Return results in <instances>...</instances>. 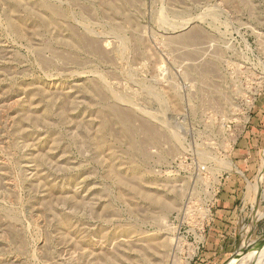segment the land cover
Segmentation results:
<instances>
[{
  "label": "rangeland",
  "instance_id": "obj_1",
  "mask_svg": "<svg viewBox=\"0 0 264 264\" xmlns=\"http://www.w3.org/2000/svg\"><path fill=\"white\" fill-rule=\"evenodd\" d=\"M263 88L264 0H0V264H264L263 193L207 252Z\"/></svg>",
  "mask_w": 264,
  "mask_h": 264
},
{
  "label": "crops",
  "instance_id": "obj_2",
  "mask_svg": "<svg viewBox=\"0 0 264 264\" xmlns=\"http://www.w3.org/2000/svg\"><path fill=\"white\" fill-rule=\"evenodd\" d=\"M263 144L264 88L256 96L254 104L249 109L247 119L231 154L233 168L224 177L218 198L213 205L212 227L209 229L210 232L208 231L210 243L207 244L209 248L207 252L215 255L213 259L219 258L217 254L222 250L221 240H219L221 244L217 243V237L219 238L221 234H228L230 228L240 225L243 222L244 213L251 206L249 205L251 204V199L254 200V204L259 205L261 193L264 194V177L259 183L257 197L250 198L254 195L250 194L249 190H247L250 184L256 182L259 175L262 161L260 147ZM213 245H215L214 248L218 245L219 252L217 251L215 254L211 252L210 248Z\"/></svg>",
  "mask_w": 264,
  "mask_h": 264
},
{
  "label": "bare ground",
  "instance_id": "obj_3",
  "mask_svg": "<svg viewBox=\"0 0 264 264\" xmlns=\"http://www.w3.org/2000/svg\"><path fill=\"white\" fill-rule=\"evenodd\" d=\"M193 35V34H192ZM192 35H186V36H183L182 38H181V40H184V42H186L185 40H187V41H190V38H192ZM179 40V39H178ZM192 40V39H191ZM116 113H118V112H116ZM128 118V117H127ZM258 174V173H257ZM256 174V175H257ZM255 175V176H256ZM264 177V163H263V165H262V167L259 169V175H258V177H257V179H256V182L254 183V184H251V185H249L248 186V189L247 190H249V192H250V194H252V195H254V196H251L250 198H255V194L258 192V187H259V183H260V181H261V179ZM256 178V177H255ZM248 192V191H247ZM248 194V193H247ZM247 194H246V197H247ZM146 196H147V194H146ZM144 197V196H143ZM149 199H150V201H153L154 199H155V197H154V199L151 197V196H147ZM257 197V196H256ZM146 198V197H145ZM249 198V199H250ZM148 199V200H149ZM158 199V201H160V200H163L162 198H157ZM166 199V198H165ZM170 200V199H169ZM163 202L164 201H162L161 203L163 204ZM154 203H156V201L154 202ZM168 202H166V203H164L166 206H170L169 204H167ZM169 203L171 204V201H169ZM173 203V202H172ZM160 204V203H159ZM162 204H160V205H162ZM163 206V205H162ZM163 207H165V206H163ZM170 208V207H169ZM242 244V243H241ZM236 252H237V250H236ZM262 255V254H261ZM244 257V250H242V252H237V253H235V255H234V259H233V261L230 263V264H241L242 263V258ZM262 257H263V255H262ZM261 262V259L260 260H256V261H254L252 264H259Z\"/></svg>",
  "mask_w": 264,
  "mask_h": 264
}]
</instances>
